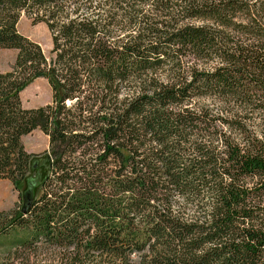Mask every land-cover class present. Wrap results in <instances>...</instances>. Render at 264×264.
<instances>
[{
	"label": "trees",
	"instance_id": "1",
	"mask_svg": "<svg viewBox=\"0 0 264 264\" xmlns=\"http://www.w3.org/2000/svg\"><path fill=\"white\" fill-rule=\"evenodd\" d=\"M0 48V180L36 129L51 157L0 264H264V0H0ZM38 78L52 103L25 107Z\"/></svg>",
	"mask_w": 264,
	"mask_h": 264
},
{
	"label": "rangeland",
	"instance_id": "2",
	"mask_svg": "<svg viewBox=\"0 0 264 264\" xmlns=\"http://www.w3.org/2000/svg\"><path fill=\"white\" fill-rule=\"evenodd\" d=\"M18 28L23 34L40 43L46 53L51 51L53 47L52 35L45 23H33V20L23 13ZM16 55L17 51L14 49L0 48V69L10 70ZM21 99L25 107H38L52 103L53 93L47 79L38 78L26 86L21 92ZM23 143L26 149L34 153L35 156L20 190L16 189L12 180H0V212L15 208L21 201L20 194L31 197L38 196L41 192V182L48 173L51 161L49 137L40 129H36L23 137Z\"/></svg>",
	"mask_w": 264,
	"mask_h": 264
}]
</instances>
